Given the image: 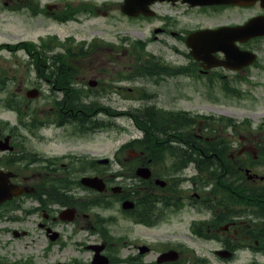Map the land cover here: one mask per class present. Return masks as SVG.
I'll return each instance as SVG.
<instances>
[{
  "label": "flooded vegetation",
  "instance_id": "obj_1",
  "mask_svg": "<svg viewBox=\"0 0 264 264\" xmlns=\"http://www.w3.org/2000/svg\"><path fill=\"white\" fill-rule=\"evenodd\" d=\"M125 1L10 6L28 33L0 44V264L62 247L90 255L70 264H264V0ZM201 93L217 105H187ZM126 122L133 137L91 147Z\"/></svg>",
  "mask_w": 264,
  "mask_h": 264
},
{
  "label": "rangeland",
  "instance_id": "obj_2",
  "mask_svg": "<svg viewBox=\"0 0 264 264\" xmlns=\"http://www.w3.org/2000/svg\"><path fill=\"white\" fill-rule=\"evenodd\" d=\"M22 0H0V44L2 42L6 41H11V42H16L19 40L21 37L25 35V33H28V28L25 26V23H27L28 19L25 17L28 13V10H19V11H13L10 6H14L13 4L15 2L21 3ZM33 1V5L37 7L38 5H41L42 3H56L58 0H36L38 2ZM8 2V3H7ZM8 4V5H7ZM17 10V9H16ZM114 21V20H113ZM192 21V19H191ZM107 17H102L101 15L93 16L87 24L92 26L93 33H101L105 30H109L108 27L106 26L107 23ZM118 29L122 30L123 28L125 29L126 32H129V35L132 37L139 36L137 35L136 31H142L144 29L143 26L139 27L138 25L134 24H129L127 22H120L118 21L117 23ZM48 25L47 22H42L41 20L37 19L35 21L31 20L29 22L28 26L32 29L31 32L33 31L35 34L40 31V29L43 26ZM111 27V26H109ZM88 34V32H86ZM139 34V33H138ZM35 35L33 34L32 37ZM3 46H1L2 48ZM153 48V47H152ZM151 48V49H152ZM9 54L6 50L3 51L2 54ZM0 54V63L3 66H12L14 62L12 61L11 58L6 57V55ZM21 75V74H19ZM19 78V77H18ZM190 99L187 105H190V103H193V107L199 108L200 110H204V108L209 109V108H214L217 104L208 98L206 95L204 96L203 93H201V97L199 95H194L190 96ZM237 107L238 111L242 109L243 107L246 108L250 104V100L246 99H241L237 101ZM234 103H231L233 105ZM0 114L4 116H9V113H5L0 110ZM125 131L124 132H115V131H109V137L106 139L105 136L101 137H95L94 140L92 141L91 147L92 148H99V147H104L108 149H113L119 147V144L123 141V139H130L133 137L136 133V127L132 126L130 122H126L125 124ZM128 126V127H127ZM66 231L63 232V242L67 241L70 237L69 234V226L66 227ZM37 253V251H36ZM78 255L81 258H90L89 254H86L85 256H81L79 253L75 254L72 252L71 248H61L60 251L56 250L54 253L50 254L49 257L46 259H43V262H46L45 264H55L57 261L62 262L63 264H70L71 259Z\"/></svg>",
  "mask_w": 264,
  "mask_h": 264
},
{
  "label": "water",
  "instance_id": "obj_3",
  "mask_svg": "<svg viewBox=\"0 0 264 264\" xmlns=\"http://www.w3.org/2000/svg\"><path fill=\"white\" fill-rule=\"evenodd\" d=\"M155 0H126L124 5V11L127 14L135 15L138 13H147L149 11V5ZM232 3L236 4H246L250 3L249 0H231ZM201 3L207 4V3H216L210 0H201ZM250 24L246 25L244 28L250 27ZM241 39L244 37H248L247 35L239 36ZM10 197V192L7 187H2L0 184V202ZM100 250H98L99 252ZM93 264H109V259L107 257H104L102 255L97 254L95 256V259L93 261Z\"/></svg>",
  "mask_w": 264,
  "mask_h": 264
}]
</instances>
